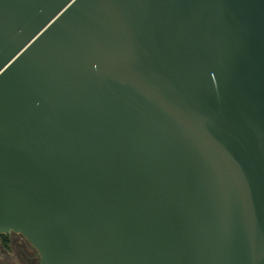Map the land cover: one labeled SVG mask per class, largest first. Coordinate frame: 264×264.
I'll return each instance as SVG.
<instances>
[{
  "label": "water",
  "instance_id": "95a60500",
  "mask_svg": "<svg viewBox=\"0 0 264 264\" xmlns=\"http://www.w3.org/2000/svg\"><path fill=\"white\" fill-rule=\"evenodd\" d=\"M40 264H264V0H0V235Z\"/></svg>",
  "mask_w": 264,
  "mask_h": 264
},
{
  "label": "flooded vegetation",
  "instance_id": "af4514ba",
  "mask_svg": "<svg viewBox=\"0 0 264 264\" xmlns=\"http://www.w3.org/2000/svg\"><path fill=\"white\" fill-rule=\"evenodd\" d=\"M0 237V264H40L38 252L20 234Z\"/></svg>",
  "mask_w": 264,
  "mask_h": 264
},
{
  "label": "trees",
  "instance_id": "16d2710c",
  "mask_svg": "<svg viewBox=\"0 0 264 264\" xmlns=\"http://www.w3.org/2000/svg\"><path fill=\"white\" fill-rule=\"evenodd\" d=\"M0 237H3L2 235H0Z\"/></svg>",
  "mask_w": 264,
  "mask_h": 264
}]
</instances>
